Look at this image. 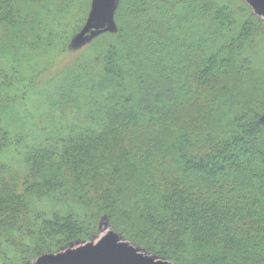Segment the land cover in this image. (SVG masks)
I'll return each instance as SVG.
<instances>
[{"label":"trees","instance_id":"trees-1","mask_svg":"<svg viewBox=\"0 0 264 264\" xmlns=\"http://www.w3.org/2000/svg\"><path fill=\"white\" fill-rule=\"evenodd\" d=\"M228 1L118 0L108 28L104 0H0V264L101 218L172 264H264V29Z\"/></svg>","mask_w":264,"mask_h":264},{"label":"rangeland","instance_id":"rangeland-1","mask_svg":"<svg viewBox=\"0 0 264 264\" xmlns=\"http://www.w3.org/2000/svg\"><path fill=\"white\" fill-rule=\"evenodd\" d=\"M118 0H108V6L105 9V17L107 20V27L112 28V23L110 21L112 10ZM240 4L237 0H230L228 1V5L234 10L241 12V15L246 17L248 20V24H253L261 29H264V25H261L259 23H264V0H240ZM251 16H255L257 21H254ZM110 17V18H109ZM255 19V18H254ZM109 20V21H108ZM253 21V22H252ZM96 31L91 32H85L81 35L76 36L70 44H83L86 41H89V38L95 35ZM261 37L256 38L255 42L258 46V49H260L261 55H264V30L262 31ZM49 55H46L41 61L38 66H43V64L49 63L52 66H56V68L60 65L66 64V60L69 61L68 56L66 57L65 54H60L56 49L53 47L47 50ZM17 58L13 61V64H11V68L7 73H13L10 76H13L12 78L16 79L18 75L19 70H25L24 73L28 74L31 71H27L29 67V56L23 55V53H17ZM263 57V56H262ZM65 58V59H64ZM20 59L22 60L20 64L17 65L16 60ZM264 61V57L262 58ZM67 61V62H68ZM263 67V65H262ZM257 69L259 73L264 74V68ZM55 68V69H56ZM26 83L22 84L23 86H19L17 88V93L22 92L24 87H28L27 80L29 81L28 77L25 78ZM42 80V79H41ZM40 82V80H39ZM32 90V89H31ZM30 90V91H31ZM27 91V90H26ZM30 91L28 93H30ZM32 97L28 98L29 101H31ZM29 103H27V106ZM262 120L264 121V115L262 117ZM8 160H11V156H7ZM11 167L15 166L14 164L10 165ZM14 168V167H13ZM12 169V168H11ZM11 170H9L8 173H10ZM104 218L100 219L99 226H98V234L89 239L86 242H76L71 245H67V249L59 253V255L64 256L65 259L63 262L54 261L55 257L53 258H44L45 260L43 262H30V264H92L91 262H86L91 255H97L99 256L102 246V239L105 238V236H110L112 239H109V243L106 244V247L104 249L106 250V256L107 259H123L124 264H172L167 262L166 260L162 259L161 257H158L156 255L150 254L149 252L141 249L138 246H135L131 244L130 242L121 239L120 237L116 236L115 233H113L109 226L107 225L106 221H104ZM7 256L11 258V262L7 264H14L17 261V257L15 254L11 252V249H7ZM92 256V257H97ZM47 257V256H43Z\"/></svg>","mask_w":264,"mask_h":264},{"label":"water","instance_id":"water-1","mask_svg":"<svg viewBox=\"0 0 264 264\" xmlns=\"http://www.w3.org/2000/svg\"><path fill=\"white\" fill-rule=\"evenodd\" d=\"M104 1L108 4V0H104ZM105 19H106V17H105ZM106 24H107V20H106ZM106 238L112 239L110 236H105V238L102 239V246H101L102 248H101V250H103V251H101L100 255L99 256L91 255V257L87 258L88 260L86 262L89 261L92 264H124L125 263L124 260L120 259V258L119 259H112V260L107 259V256H106V254H107L106 250L107 249H104V248L106 247V244H108L110 241H109V239H106ZM45 256H47V257H43L42 256L41 258L36 260L35 263L43 262L45 260L44 258H53V257H55L54 261H58L59 260V262H63L64 259H65L64 256L61 257V255H59V254H57V255H45ZM92 256H97V257L94 258Z\"/></svg>","mask_w":264,"mask_h":264}]
</instances>
